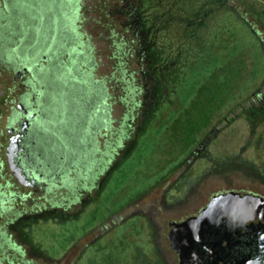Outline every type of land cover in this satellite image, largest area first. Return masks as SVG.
Returning <instances> with one entry per match:
<instances>
[{"label": "rangeland", "instance_id": "obj_1", "mask_svg": "<svg viewBox=\"0 0 264 264\" xmlns=\"http://www.w3.org/2000/svg\"><path fill=\"white\" fill-rule=\"evenodd\" d=\"M21 1L0 0V43L13 55L0 54V264H176L164 237L168 221L197 211L214 192L264 194V123L251 132L238 108L264 103V0H217L197 47L160 16L166 0L160 8L158 0H81L78 27H59L46 44L28 29L26 8L15 6ZM177 48L180 74L160 88L159 67ZM66 51L79 58L68 57L72 72L103 88L105 162L88 164L85 189L37 199L6 164V126L18 97L47 79L29 86L32 74L16 69L56 64ZM122 74L139 91L130 114Z\"/></svg>", "mask_w": 264, "mask_h": 264}, {"label": "flooded vegetation", "instance_id": "obj_2", "mask_svg": "<svg viewBox=\"0 0 264 264\" xmlns=\"http://www.w3.org/2000/svg\"><path fill=\"white\" fill-rule=\"evenodd\" d=\"M15 6L21 8L22 4L19 5L17 2ZM2 48L3 45L0 43V54L6 52V58L11 61L12 50L6 47ZM54 65V61L49 59L45 67L32 66L31 71L26 67L23 73L30 72L32 74L31 80L28 81L29 86L47 80L40 87L34 89L31 95L28 92H23L18 97L14 119L6 126V164L8 166L7 156L8 153H11L17 166L22 168V172L31 181L26 185L19 183L10 170L16 183L27 189V194H36L37 199H50L62 190L71 193L78 188L85 189L87 186H83L82 180L86 179L83 177L84 173L89 174L88 164L97 162L99 163L97 168L101 169L105 162L103 149L98 147V138L103 135V131L108 129L107 126L102 127L104 123L107 124V119L104 116L105 109L100 105L101 97L98 94V92L103 93V88L93 90L90 84L69 80L71 86H64L62 92L58 88L61 80L55 77ZM20 70L22 69H16L18 73ZM77 86H80L84 92L80 91ZM30 115L32 116L30 117ZM11 129L13 130L11 131ZM229 192L237 195V202H240L239 207L252 210L251 213L255 214V219L244 228L229 230L230 233L225 226V229L221 230L218 227L219 232L215 231L213 227L208 228L203 234L201 243L196 244V250L207 251L226 230L229 239L227 244L224 243L225 253L233 252L237 256L250 253L254 257H259L261 264H264L263 193L249 190L214 192L200 205L197 211L179 220L168 221L164 237L166 240L168 239L172 224L181 223L191 216H198L211 200L229 194ZM65 194L67 195V193ZM72 203L73 200H68L66 206ZM11 208L7 207L8 210ZM171 252L176 257V264H180L179 254L172 249Z\"/></svg>", "mask_w": 264, "mask_h": 264}, {"label": "trees", "instance_id": "obj_3", "mask_svg": "<svg viewBox=\"0 0 264 264\" xmlns=\"http://www.w3.org/2000/svg\"><path fill=\"white\" fill-rule=\"evenodd\" d=\"M158 1L160 2V4L158 3L156 5V8H160L162 4V0ZM190 1L191 0H166V2L170 3L168 4V6H166L167 10L164 11V13H161L160 16H164L165 18H167V20L169 21L168 24L175 29L178 38L185 40V42H192V44H196L197 47L201 44V40L203 38V30L207 28L209 14L212 13V10L216 9L215 2L217 0H205L207 2L204 1L195 8L183 6L185 3H189ZM21 4L23 5L24 9L26 8V12L29 15L30 24L27 25L28 29L31 28L32 30H34V32L36 33V37L38 36V38H41L44 44L56 39L57 34H59L57 31L59 27H61L62 29L74 30L78 27L79 21L82 20L80 13L82 4L81 0H22ZM208 4L211 5L210 9L208 8ZM203 8L207 10L205 12H202L201 10ZM200 11L202 13H200ZM142 25H144V19L142 20ZM21 26L23 25L21 24ZM73 47L74 49L76 48L75 42H73L72 48ZM180 51L181 48H177L174 51L175 55L173 56V58L169 62H166V64H162V66L159 67V73H163L164 78L158 79V87L165 88V86L167 87L168 84L174 85V83L176 82L180 74V68L178 65V57ZM161 52V50L156 51L155 63L157 64L160 63ZM65 53V57L57 60L56 64L54 65L55 77L59 78L63 83V85H59V90L63 92V87L66 85L70 87L71 84H69V80L85 83L86 85L89 84L87 82V78L85 77V73L83 71H80L79 73H73L72 68L67 61L68 57L74 62L78 61L79 58L76 56L72 58L69 51H66ZM41 60L44 59L42 58ZM41 66L45 67L47 66V63L40 64V67ZM86 68H88L87 72H90L92 70L91 65L86 66ZM159 73L156 71V74ZM120 79L122 81L121 88L125 92V94L122 96L124 97V104L127 107L126 112L130 114L131 111L135 110L138 106L137 101H135V96L139 91L136 90L135 86H131V82L129 81L130 79H128V77L123 78L122 74ZM163 80L167 82L166 85L165 82L163 83ZM77 88H80V86H77ZM80 91L84 92L82 88H80ZM162 95L160 96L161 100ZM157 104H155V106L152 107L151 111L148 112V119H146L144 123L149 120L153 111L159 106ZM238 108L241 110V114L246 117L251 132L254 131L257 126L264 123V103H256L246 108H243L242 104L240 103L238 104ZM125 119L126 115H124L123 120ZM118 129L120 132V136H122V133L124 132L122 131V127ZM108 144L110 145L111 141H109ZM29 243L31 244L33 249L41 250L40 248L36 247L32 241H29Z\"/></svg>", "mask_w": 264, "mask_h": 264}, {"label": "water", "instance_id": "obj_4", "mask_svg": "<svg viewBox=\"0 0 264 264\" xmlns=\"http://www.w3.org/2000/svg\"><path fill=\"white\" fill-rule=\"evenodd\" d=\"M27 70L31 71L32 66H27ZM24 71L25 69H22L19 73ZM28 118L26 119L27 122ZM7 163L19 183L23 185L31 183L22 172V168L17 166L11 153H8ZM236 196L233 192H229V194L214 198L198 216H191L181 223L172 224L168 239L170 248L180 256V264H261V259L252 256L250 253L241 256H237L233 252L225 253L224 243L227 244L229 239L226 230L221 234L220 239L212 243L207 251L201 250L199 252L196 250V244L201 243L203 234L208 228L213 227L215 231L219 232L226 227L228 233H230L229 230L239 227L244 228L245 225L248 226L255 219V214L251 213V209L238 206L240 202H237ZM218 227H220V230Z\"/></svg>", "mask_w": 264, "mask_h": 264}]
</instances>
